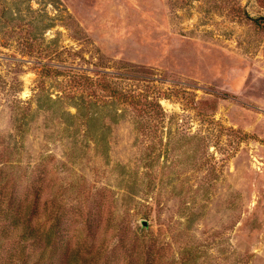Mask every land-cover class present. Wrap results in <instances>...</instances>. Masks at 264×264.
I'll use <instances>...</instances> for the list:
<instances>
[{"label":"rangeland","instance_id":"rangeland-1","mask_svg":"<svg viewBox=\"0 0 264 264\" xmlns=\"http://www.w3.org/2000/svg\"><path fill=\"white\" fill-rule=\"evenodd\" d=\"M34 205L50 264H264V0H0V264Z\"/></svg>","mask_w":264,"mask_h":264},{"label":"trees","instance_id":"trees-1","mask_svg":"<svg viewBox=\"0 0 264 264\" xmlns=\"http://www.w3.org/2000/svg\"><path fill=\"white\" fill-rule=\"evenodd\" d=\"M16 214L15 216L12 213H5V217L9 220L10 225L13 226V233L17 237L18 245L21 246L20 255L24 258L22 264H27L25 260L26 245H39L41 242L44 243L45 247L34 264H50L51 262L48 259H54V256L49 248L54 242L56 231L52 229L44 235L38 227L33 225L32 218L37 214V205H34L33 210H31L30 206L28 208H20Z\"/></svg>","mask_w":264,"mask_h":264},{"label":"water","instance_id":"water-1","mask_svg":"<svg viewBox=\"0 0 264 264\" xmlns=\"http://www.w3.org/2000/svg\"><path fill=\"white\" fill-rule=\"evenodd\" d=\"M143 225H144V226H147V222H144Z\"/></svg>","mask_w":264,"mask_h":264}]
</instances>
